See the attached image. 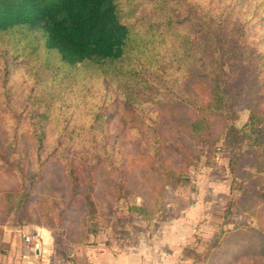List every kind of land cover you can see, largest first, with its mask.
Wrapping results in <instances>:
<instances>
[{"label":"rangeland","instance_id":"374dc122","mask_svg":"<svg viewBox=\"0 0 264 264\" xmlns=\"http://www.w3.org/2000/svg\"><path fill=\"white\" fill-rule=\"evenodd\" d=\"M201 1L218 12L230 10L227 18L232 26L251 18L254 24L251 22L250 38L256 33V45L264 50V22L258 25L255 21L260 20V15L251 11L254 1ZM130 4L134 7L132 12L125 14L127 6L122 12L133 31L145 28L147 19L161 22L169 17L177 24L182 17L178 15L181 10L176 7V0H166V5H155L153 0H132ZM154 7L158 13L151 15ZM204 8L196 10L200 13ZM180 22V34L192 36L191 24ZM26 36L28 39L19 40L18 34L0 32V123L12 139L7 146L8 132L0 129V136L5 133L7 137L0 141V159L18 169L23 158L27 160L26 167H31L28 170H33L37 162L26 151L23 155L21 148L38 146L41 159H51L43 165L44 179L32 188L31 172L25 174L27 178L0 173V264H210V256L223 249L222 241L229 232L258 227L257 218L243 204L252 202L253 189L260 193L264 189L261 184L252 186L253 176L241 177L243 169L256 173L251 154L255 146L250 147L245 136L236 149L225 141L224 135L212 146L209 142L193 141L188 131L174 135L185 127L180 120L195 114L180 102L182 107L175 108L178 113H163L169 100L182 99L179 94L189 83L171 61L165 74L167 86L157 95L164 100L154 104L146 89L135 85L134 79L142 82L147 77L142 71L132 74L135 70L131 65L136 64L122 69L108 66L105 72L83 65L69 68L55 51L44 49L40 32ZM230 41L227 46L233 44L231 38ZM228 71L226 64L225 72ZM116 101L119 105L131 103L140 115H147L145 126L140 128L139 123L128 121L123 127L116 118L108 124L106 118L97 117ZM242 102L234 105L232 117L225 123H234L248 134L249 110ZM121 112L119 106V115H123ZM204 113L208 114L205 110ZM211 117L215 122L213 129L220 130L223 120L218 121L215 114ZM36 124L41 125L43 137L25 139L23 147L16 148L13 134L17 128L34 131ZM167 127L174 132L172 140L182 139L191 148L183 146L174 154L162 155L166 168L161 170L162 163L155 162L149 143L161 142L163 136L158 135ZM112 145L124 147L129 154L128 171L119 166L120 157L112 155ZM69 147L80 148L84 153L73 155L67 150ZM63 148L66 151H60ZM148 150L151 154L142 157ZM177 153L183 154L181 158ZM135 157L143 160L135 161ZM236 157L239 162H231ZM70 160L84 174L88 171V176L95 177L91 193L95 212L86 211L88 207L71 194L73 190L81 194L84 187L70 190L69 176L65 175L69 167L66 162ZM151 166L159 172L153 174ZM260 175L264 176V170ZM117 177L124 184L121 191L114 185ZM24 190L29 200L25 206L18 205ZM158 190H163L162 196ZM244 190L251 191L247 194ZM135 206L149 212L151 209L153 215L147 219ZM90 214H94L92 218ZM25 236L31 240L26 241ZM216 240L222 243L214 245ZM247 257L232 263L264 264V258Z\"/></svg>","mask_w":264,"mask_h":264},{"label":"trees","instance_id":"16d2710c","mask_svg":"<svg viewBox=\"0 0 264 264\" xmlns=\"http://www.w3.org/2000/svg\"><path fill=\"white\" fill-rule=\"evenodd\" d=\"M252 1H254V6L251 11L252 13L259 12L260 20H255L259 25L260 22H264V0ZM130 2L132 0H0V32L18 34L19 40L28 39L26 35L29 33L40 32L43 36L44 49L49 52L55 51L69 68L76 69L83 65L91 70L100 69L105 72L107 71L105 67L108 66L122 69L125 65L136 64L131 65V68L135 70L132 74L136 75L142 71L147 77L142 78V82L134 78L131 80L134 79L135 85H141L146 89L147 95L154 104L164 100L157 95H160L164 86H167L164 83L165 74L169 66L168 62L171 61L179 74L189 83L183 87L185 89L183 94H179L182 99H176L173 102L169 100L163 113L174 115L178 113L175 108L182 107L178 104L183 103L186 104L183 107L187 106L188 109H192L195 116L194 119L192 116L189 118V114L184 116L187 119H181L180 122L185 127L179 128L180 130L175 133L170 130L171 127H167V131V128L160 130L158 137L163 136L161 142L157 145L156 141L149 143V147L156 156L155 162L160 161L163 167L161 170H164L166 166L163 164L162 155L174 154L175 150L179 151V148L185 146L182 139L179 142L172 140L173 137L170 136L173 134L171 133L180 135L181 132L188 131L193 141L209 142L211 146L224 135L225 141L230 142L236 149L240 147L241 139L245 136L250 147L255 146V151L251 154L254 165H256V173L243 169L241 177L245 179L244 176H253L252 186L256 187L261 184L264 189V176L260 175L264 170V50L256 45L257 39L254 37L256 33H253V37L250 38V26L251 22L253 24L254 22L248 18L239 25L235 23L232 26L227 18L230 10L218 12L201 0H176V7L181 10L178 15H182L178 22H189L191 30L197 31V34L192 31V36L180 34L177 28L178 22L176 24L169 17L161 22H152L147 19L145 28L133 31L132 24L122 12L125 6H127L125 14L132 12L134 7ZM153 2L155 5L157 3L166 5V0H153ZM200 7L205 8L198 13L196 9ZM155 13L158 11L154 7L151 15ZM230 38L233 44L227 46ZM35 47L33 46V51ZM226 64L229 66L228 72H225ZM239 99L244 101L245 107L249 110L246 122L250 131L248 134L242 133L234 123H225L228 118L232 117L234 105L238 101L242 102ZM119 106L123 109L121 112L123 115H119ZM204 110L208 114H205ZM213 114L218 121L223 120V123H220V130L213 129L215 123L211 117ZM141 115L138 108H131V103L122 104L120 102L119 105L116 101L109 103L106 110L99 112L97 117L102 120L106 118L108 124L116 118L120 126L130 121L131 124L139 123L142 128L145 126L147 115ZM0 129L4 130L1 123ZM69 134L72 135V133ZM43 135L40 124H36L34 131H22L17 128L13 134L16 148L22 146L25 139L33 137L40 139ZM166 135L169 139H164ZM7 136L10 137L9 132ZM6 138L3 133L0 141ZM11 140L10 137L6 143L7 146L11 144ZM21 150L23 155L26 151L37 162L33 170H28L31 167H26L27 160L23 158L18 169L6 162L4 164L0 159V173L5 171L14 177L27 178L25 174L31 172L30 186L32 188L34 184L44 179L43 165L48 161L47 159L51 158L49 156L46 160L41 159L40 146L32 149L23 147ZM67 150L73 155L84 153L80 148L70 149L69 147ZM60 151H66V148ZM110 151L114 158L120 157L119 166L124 171H128L127 163L131 159L125 148L112 145ZM149 151L142 157L151 154ZM137 153L140 154L139 151ZM177 155L181 158L183 154L177 153ZM135 158L132 159V163L143 160V158ZM238 160L239 157H236L231 162H239ZM66 163L69 167L65 170V175L69 176L70 190L80 185L84 187L81 194L78 190H73L71 194L77 195L78 200L88 207L86 211L95 212L94 202L91 199L95 177L88 176V171L84 174V170H81L74 160ZM150 170H154L153 174L159 172L155 166H151ZM2 176L0 174V177ZM114 185L117 191H121L124 186L119 177ZM125 190L130 192L128 189ZM250 191H247V194ZM157 192L160 196L163 195V190ZM27 193L25 190L22 192L18 205L25 206L29 200ZM251 196L252 202L247 205L243 204V207L250 209L251 214L257 218L258 227L229 232L226 239L222 241L223 249L213 252L210 256L212 257L210 264H235L232 262L245 256L264 258V203L257 206L258 203L264 201V190L260 193L253 189ZM242 200L240 198V201ZM134 208L141 215L145 214L147 219L153 215L151 209L149 212L142 206ZM93 215L90 214V217L92 218ZM92 229H95V225ZM222 242L216 240V244H213L219 246Z\"/></svg>","mask_w":264,"mask_h":264},{"label":"built area","instance_id":"2783aa9c","mask_svg":"<svg viewBox=\"0 0 264 264\" xmlns=\"http://www.w3.org/2000/svg\"><path fill=\"white\" fill-rule=\"evenodd\" d=\"M25 240H26V241H30L31 238H30L29 236H25ZM34 241H35V240H34ZM33 243L37 244L36 242H33Z\"/></svg>","mask_w":264,"mask_h":264}]
</instances>
